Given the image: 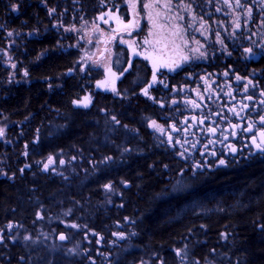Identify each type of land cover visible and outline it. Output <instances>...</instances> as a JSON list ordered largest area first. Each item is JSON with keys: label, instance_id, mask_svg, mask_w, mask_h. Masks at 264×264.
<instances>
[{"label": "trees", "instance_id": "obj_1", "mask_svg": "<svg viewBox=\"0 0 264 264\" xmlns=\"http://www.w3.org/2000/svg\"><path fill=\"white\" fill-rule=\"evenodd\" d=\"M18 1L21 7L14 15L0 0V18L9 14L11 27L38 28L40 34L26 44L34 60L28 70L31 83L0 89V112L11 116L15 132L19 126L25 130L31 167L13 180L0 179V229L11 222L29 228L44 209L47 215L68 209L71 220L86 211L89 229L104 237L103 250L112 254L105 263L264 264V157L201 171L190 190L161 199L171 179L192 166L149 127L167 112L140 94L150 79L149 65L135 60L119 84L121 97L97 92L92 107L77 108L73 100L92 87L77 74L75 50L62 47L60 33L49 26L46 6L55 8L60 0H48L46 6L39 0ZM68 1H79L89 17L98 14L103 2ZM190 71H180L172 82L184 80ZM52 155L76 157L74 172L52 175L37 166ZM122 182L131 186L122 189L114 205L97 206L105 201V185ZM127 220L134 221L132 243L110 245L113 231Z\"/></svg>", "mask_w": 264, "mask_h": 264}, {"label": "rangeland", "instance_id": "obj_2", "mask_svg": "<svg viewBox=\"0 0 264 264\" xmlns=\"http://www.w3.org/2000/svg\"><path fill=\"white\" fill-rule=\"evenodd\" d=\"M46 1L48 0H39V3L46 6ZM196 1L199 0H103L100 11L93 17L85 13L79 1L70 3L68 0H60V4L55 8L46 6L50 18L49 26L55 27L56 32L60 33L62 47L75 50L79 57L75 64L77 74L86 79L85 83L92 87L82 97L73 100V105L82 109L92 107L97 92L121 97L119 84L139 58L149 65L151 70L150 79L140 90L141 96L166 108L164 96L175 75L201 64L222 63V55L227 53V45L221 31V19L218 18L216 10L208 13L205 12V7H196ZM6 2L16 15L21 1ZM7 16L0 18V89L31 83L28 70L34 60L30 58L26 44L32 37L40 34L38 28L30 31L23 27H11L12 21ZM229 23L231 26L228 27L231 28L235 20L232 19ZM47 27L46 24L45 29ZM124 63H127L125 68ZM144 89H147V95L144 94ZM152 121L159 125L158 120L152 119L149 123L150 129L158 132L160 138L164 137L166 130L161 125L159 128L152 127ZM15 127L16 123L11 116L0 112V129H3L0 144L5 149V152L0 153V179L13 180L18 173L23 175L31 167L27 159V134L25 130H20V126L15 132ZM36 136L37 143L40 136L38 133ZM22 161L24 162L20 164ZM76 162V157L68 159L52 155L37 162V166L47 173L61 176L68 171L74 172L73 166ZM45 164L48 165L47 169ZM191 166V170L185 168L171 179L160 194L161 199L184 194L191 189L192 181L201 172L200 167ZM218 168L211 165L208 170ZM127 183L122 182L118 187L111 185L110 190L105 188V201L97 206L109 208L114 205L122 189L130 188L131 183L128 187ZM46 210L49 209L37 212L29 228L20 227L14 222L9 224L11 228L7 229L4 240L21 243L31 259V264H48L49 259H54L55 264H71L85 255H90L98 264H110L105 263V260H110L112 254L103 250V236L102 240H95L97 233L89 229L88 212L84 211L77 219L71 220L73 213L68 209L59 215H47ZM86 214L87 216H83ZM133 223V220H127L122 224L124 229L112 240L115 243L112 246L124 247L132 243L131 237L135 233L133 226L131 227ZM121 226L119 224L116 231H119ZM60 233L67 234L66 243L59 240ZM120 233L124 234L123 238ZM87 261L88 264L92 262ZM142 264L150 263L144 261Z\"/></svg>", "mask_w": 264, "mask_h": 264}, {"label": "flooded vegetation", "instance_id": "obj_3", "mask_svg": "<svg viewBox=\"0 0 264 264\" xmlns=\"http://www.w3.org/2000/svg\"><path fill=\"white\" fill-rule=\"evenodd\" d=\"M195 6L218 12L227 53L222 63L198 65L184 80L171 82L164 96L167 112L157 122L166 130L162 144L205 172L211 165L228 168L264 157V0H240L239 5L236 0H199ZM248 48L252 53L245 52ZM7 229H0V264H31L21 243L4 240ZM118 229L114 238L123 225ZM91 258L85 255L71 264H98Z\"/></svg>", "mask_w": 264, "mask_h": 264}, {"label": "snow or ice", "instance_id": "obj_4", "mask_svg": "<svg viewBox=\"0 0 264 264\" xmlns=\"http://www.w3.org/2000/svg\"><path fill=\"white\" fill-rule=\"evenodd\" d=\"M236 2H237V4L239 5V3H240V0H236ZM14 8L16 7V6H13ZM145 7H147V5H145ZM237 27H239V25H237ZM9 35H12V33H9ZM145 43H148V41H145ZM245 52H247V53H252V49L251 48H248V49H245ZM253 55H256V54H253ZM186 59V58H185ZM167 67H171L170 65H166ZM237 79H240V77H237ZM155 80H156V75H155V72L153 73V82H155ZM149 87H151V85H149ZM144 94L145 95H147L148 94V91H147V89H144ZM249 99H251V97H249ZM76 103H79V102H76ZM261 119L262 120H264V117H261ZM112 120L113 121H116V123L118 124L119 123V121H117L116 120V117H112ZM152 127H154V128H159L160 126L159 125H157V123H156V121H152ZM161 131L163 130L162 128L160 129ZM214 131V130H213ZM3 135V129H0V136H2ZM262 138H264V134H262ZM253 143H255V139L253 140ZM256 147L257 148H261V144H256ZM233 151H235V149H233ZM27 153H25V155H26ZM181 155L183 156V153H181ZM106 159H108V160H110L111 159V157H107ZM52 161H51V158H49V163H51ZM61 163H63V161H61ZM220 163L221 164H223L224 163V161L223 160H221L220 161ZM45 169H47V167H48V165L47 164H45ZM197 167H199V165H197ZM21 171H23V170H21ZM106 189H111V184H107V185H105L104 186ZM9 228H11V225H9ZM262 228H264V226H262ZM122 238H123V236H124V234L123 233H120L119 234ZM28 237H26V239H27ZM59 239L60 240H64V239H66V237L64 236V235H60L59 236ZM2 240H3V237L2 236H0V242H2ZM74 251V250H73ZM181 250H177V254H179V252H180Z\"/></svg>", "mask_w": 264, "mask_h": 264}, {"label": "water", "instance_id": "obj_5", "mask_svg": "<svg viewBox=\"0 0 264 264\" xmlns=\"http://www.w3.org/2000/svg\"><path fill=\"white\" fill-rule=\"evenodd\" d=\"M113 37H114V36H112V38H113ZM111 41H112V39L110 40V42H111ZM129 185H130L129 183L126 184L127 187H128ZM64 236H65V235H64ZM99 237H100V239H102V236H101V235H100ZM61 241L65 242V239H64V240H61Z\"/></svg>", "mask_w": 264, "mask_h": 264}]
</instances>
